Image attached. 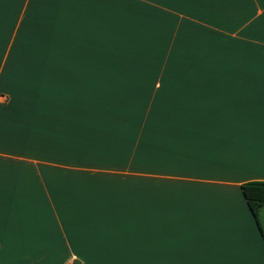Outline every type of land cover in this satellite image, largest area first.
<instances>
[{
  "label": "crops",
  "instance_id": "0c3cea01",
  "mask_svg": "<svg viewBox=\"0 0 264 264\" xmlns=\"http://www.w3.org/2000/svg\"><path fill=\"white\" fill-rule=\"evenodd\" d=\"M38 1L0 0V264H264V0Z\"/></svg>",
  "mask_w": 264,
  "mask_h": 264
},
{
  "label": "trees",
  "instance_id": "16d2710c",
  "mask_svg": "<svg viewBox=\"0 0 264 264\" xmlns=\"http://www.w3.org/2000/svg\"><path fill=\"white\" fill-rule=\"evenodd\" d=\"M243 195L247 201L249 210L260 230L259 210L264 205V181H250L242 185ZM74 264H81L75 262Z\"/></svg>",
  "mask_w": 264,
  "mask_h": 264
},
{
  "label": "rangeland",
  "instance_id": "374dc122",
  "mask_svg": "<svg viewBox=\"0 0 264 264\" xmlns=\"http://www.w3.org/2000/svg\"><path fill=\"white\" fill-rule=\"evenodd\" d=\"M55 2H60V3H63V2H71L73 0H54ZM36 2H39L38 0H36ZM44 3H46L47 1H43ZM51 2V1H50ZM45 8V5L43 6ZM31 18H35V16H31ZM31 27H29L28 29H30ZM189 60H193V59H184L182 60V62L184 63V65H187V66H192V63L189 62Z\"/></svg>",
  "mask_w": 264,
  "mask_h": 264
}]
</instances>
